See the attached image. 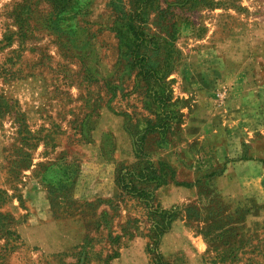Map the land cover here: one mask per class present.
<instances>
[{
	"label": "rangeland",
	"instance_id": "rangeland-1",
	"mask_svg": "<svg viewBox=\"0 0 264 264\" xmlns=\"http://www.w3.org/2000/svg\"><path fill=\"white\" fill-rule=\"evenodd\" d=\"M157 3L164 14L153 11L150 28L176 38L179 62L165 84L153 82L141 89L145 84L135 81V73L124 66L116 69L120 41L112 28L119 22L110 0H0V264H160L150 244L161 219L144 200L122 189L124 180L129 181L122 168L117 171L119 198L101 204L107 214L96 217L98 202L72 199L76 170L71 162H84V155L61 152L85 141L102 107L123 117L126 133L137 144L148 128L165 120L170 129L147 134L146 150L154 159L159 148H171L183 139L177 131L200 95L214 88L218 95L211 99L227 100L230 88L215 86L225 77L228 61L241 62L237 50L254 54V38L264 40V0ZM204 84L211 85L202 90ZM146 88L167 89L171 102L164 107L149 104ZM259 96L264 97V90ZM161 133L163 147L157 144ZM260 133H254L257 144ZM211 142L194 145L200 201L172 209L177 219L189 216L182 231L173 233L172 225L162 237L163 262L264 264V220H256L254 233L240 240L237 219L246 212L223 214L214 177H208L222 167ZM262 155L261 149L254 153L264 161ZM42 157L45 161L38 165ZM49 177L62 181L49 189L56 229L41 224L40 231L21 233L25 210L31 213L23 200L25 183ZM138 239L141 243L134 242ZM61 247L63 252L58 251ZM116 253L119 257L109 261Z\"/></svg>",
	"mask_w": 264,
	"mask_h": 264
},
{
	"label": "crops",
	"instance_id": "crops-1",
	"mask_svg": "<svg viewBox=\"0 0 264 264\" xmlns=\"http://www.w3.org/2000/svg\"><path fill=\"white\" fill-rule=\"evenodd\" d=\"M237 52L241 56V62L234 64V61H228L225 77L218 85H214L219 89L230 88L227 100L221 103L211 99L216 92L214 88L209 92L205 91L198 97L193 111L188 112L186 122L177 131L180 133L176 136H182L183 139L174 142L169 149L159 148L160 153H156L153 160H165L176 174L168 185L155 191L154 198L156 204L165 210L175 209L176 206L198 205L201 196L198 189L200 175L196 169L198 155L194 153V145L212 141L217 161L224 167L223 173L212 179V184L223 205V214H234L237 217L238 211L246 212L237 219L240 240H244L254 233L255 221L264 220V164L261 159L254 157L259 149L263 150L264 157V97L259 96L260 91L264 90V79L258 80L264 74V40L254 38V54L248 50H237L235 53ZM251 57L253 64L249 61ZM210 85L204 84L202 90L208 89ZM257 132H261L259 140H262L259 144L254 140V133ZM65 151H78L84 155V162H71L76 170L72 193V199L76 203L95 205L98 201L114 200L119 192L118 169L131 167L137 161L123 117L107 107L100 108L92 118L85 141L61 153ZM245 152L247 156L243 157ZM237 154H241L240 157ZM44 161L45 158L42 157L37 164ZM57 168L59 173H63L62 166ZM34 172L32 170L30 174ZM59 183H62L60 179L51 177L48 180L30 178L25 183L23 200L31 213L25 210L27 218L21 233L40 231L41 224L52 230L56 229L49 189ZM181 184H190V187ZM95 211L98 217L103 213L107 214L108 210L98 203ZM77 214L83 215V212ZM185 215L189 216L188 213ZM185 215L181 214V219L178 218L173 223V233L182 231ZM40 216L43 221H38ZM57 232L60 233L59 227ZM57 239L61 242L60 236ZM137 241L141 243L139 239L134 242ZM63 250L64 247L58 249L59 252Z\"/></svg>",
	"mask_w": 264,
	"mask_h": 264
},
{
	"label": "trees",
	"instance_id": "trees-1",
	"mask_svg": "<svg viewBox=\"0 0 264 264\" xmlns=\"http://www.w3.org/2000/svg\"><path fill=\"white\" fill-rule=\"evenodd\" d=\"M158 1L110 0V6L116 7L118 15L116 21L119 22L117 23L119 25L118 28L117 26L112 28V31L116 33L120 41V60L116 69L124 66V70H127L129 74L135 73V81L145 84L141 89L149 87L153 82L165 84L179 62V50L175 45L176 38L169 34H167L168 37L162 36L150 28L149 21L153 11H157L160 16L164 14V10L157 3ZM160 90L155 91L146 88L144 92L146 101L148 100V103L150 102L162 107L168 105L172 100V93L168 92L165 88H161ZM156 117L160 116L157 114ZM162 121L158 126L148 128L147 133L141 138L139 144L133 142L134 154L137 159L136 163L131 167H121L124 172V179L129 180L126 182L124 180L122 189L144 200L145 205L150 206L152 209L154 208V215L161 219V222H157L156 224L155 241L150 244V247L157 253L160 264H164V257L159 249L161 239L170 231L178 216V213L173 210L162 209L160 205L156 204L154 198L155 191L168 185L169 181L173 180L176 174L165 160L154 161L146 150L147 134H152L156 131L166 132L170 129L165 120ZM161 134L162 140H160L159 144L163 147L165 136L163 133ZM261 161L264 163L263 160ZM223 171L224 167H221L218 172H212L208 177H217ZM118 182L117 178V184L120 188L121 185ZM181 185L190 187V184ZM117 198H119V194L114 200ZM114 200H102L98 201V203L100 205L112 204ZM118 257L119 254L116 253L110 256L108 260L112 261Z\"/></svg>",
	"mask_w": 264,
	"mask_h": 264
},
{
	"label": "built area",
	"instance_id": "built-area-1",
	"mask_svg": "<svg viewBox=\"0 0 264 264\" xmlns=\"http://www.w3.org/2000/svg\"><path fill=\"white\" fill-rule=\"evenodd\" d=\"M226 95H227V91H225V90H224V91H223V96H222V97H224V98H225V97H226Z\"/></svg>",
	"mask_w": 264,
	"mask_h": 264
}]
</instances>
